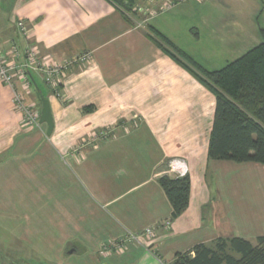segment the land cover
<instances>
[{
  "label": "crops",
  "instance_id": "1",
  "mask_svg": "<svg viewBox=\"0 0 264 264\" xmlns=\"http://www.w3.org/2000/svg\"><path fill=\"white\" fill-rule=\"evenodd\" d=\"M165 1L142 29L109 0H0L1 48L22 51L32 38L45 60L92 52L67 70L61 97L39 72L29 75L33 89L16 82L36 126L21 124L0 82V264H171L200 243L264 236V202L247 201L264 184V165L208 158L215 96L149 37L154 28L202 69L218 70L261 42L264 0ZM37 89L50 104V135ZM169 163L190 178L176 218L158 182L180 176ZM147 228L153 238L127 239Z\"/></svg>",
  "mask_w": 264,
  "mask_h": 264
},
{
  "label": "trees",
  "instance_id": "2",
  "mask_svg": "<svg viewBox=\"0 0 264 264\" xmlns=\"http://www.w3.org/2000/svg\"><path fill=\"white\" fill-rule=\"evenodd\" d=\"M149 31L156 45L215 96L208 158L264 165V27L259 29V44L214 71L202 69L154 28ZM158 182L171 203V218L178 217L189 202V176L162 175ZM255 241L253 244L238 236L218 238L215 248L197 244L192 256L189 252L176 253L171 264H264V236Z\"/></svg>",
  "mask_w": 264,
  "mask_h": 264
},
{
  "label": "built area",
  "instance_id": "3",
  "mask_svg": "<svg viewBox=\"0 0 264 264\" xmlns=\"http://www.w3.org/2000/svg\"><path fill=\"white\" fill-rule=\"evenodd\" d=\"M148 12H150V9ZM16 26L20 34L23 37L28 38L29 30L23 21H16ZM38 53L37 47L29 41L24 45L22 51L14 42L10 44L7 50L0 47V82L12 89L15 106L21 113L22 120L27 126L38 125V115L31 109V105L25 102L23 95L20 90H18L16 82L21 81L24 86H28L31 82L29 75L31 72L36 71L41 74L42 79L46 84L54 87V92L59 95L56 83L60 81V75L64 68V64H56L54 61L45 60L41 58ZM21 54L22 61H19L18 57ZM86 57V53L82 54L77 58H74L73 62L79 60L84 62ZM45 61L49 62L46 63ZM169 168L174 170L176 167L169 163ZM177 171L180 176L184 175V170ZM168 224L169 220L164 222V226H167ZM154 234L153 229L147 228L142 232L129 233L127 239L131 242H140L141 239L149 240L153 238ZM115 247V244L102 246L99 253L101 255H108Z\"/></svg>",
  "mask_w": 264,
  "mask_h": 264
},
{
  "label": "rangeland",
  "instance_id": "4",
  "mask_svg": "<svg viewBox=\"0 0 264 264\" xmlns=\"http://www.w3.org/2000/svg\"><path fill=\"white\" fill-rule=\"evenodd\" d=\"M113 6L118 9L121 14L124 16L125 20L127 21V23H129L130 25L132 26H137L139 28H147V18H148V10H152V13L155 11H159V9L161 8V6H163L164 4H167V2L165 0H154V1H151V0H109ZM173 1V0H172ZM153 4V5H152ZM151 7H154L153 9ZM156 8V9H155ZM154 10V11H153ZM18 21V20H17ZM23 23L26 25V27L28 28V25L24 22V20H22ZM29 32H30V27L28 28ZM29 42H31L33 45H35L37 47V50H38V54L39 56L41 57L40 53V47H39V44L37 43L36 40H33L32 38L29 39ZM87 55L86 59L84 62L82 61H75L73 62L74 58H77L78 56L82 55V54H85ZM42 58V57H41ZM45 59V58H43ZM92 59V52L91 51H84L80 54H77V56H71L69 58H66L62 61H59L57 59H52L51 58V61H54L56 64L58 63H61V64H64V68H63V71H62V74L60 75V81L56 83V88H57V91L59 93V95H57L55 92H54V87L46 84L44 81V83L50 88V92L53 93L55 96L57 97H61V91L63 89V86L65 84V80H66V75L65 73L67 72V70H69L70 68H72L74 66L75 63H78V64H85L87 62H89L90 60ZM46 60H49L50 59H46ZM49 61H45L46 63H48ZM28 88H34V86L32 85V82L29 83V85L27 86ZM31 109L36 113L37 111L35 110L34 108V105L32 104L31 105ZM87 109H91V106H88L87 108H85V110ZM21 124L23 126H27L24 121L22 120L21 118ZM107 132H108V129H107ZM108 134V133H107ZM90 136L88 138H85V140L83 139V143L84 142H87V141H90L92 142L95 138H96V132L94 134H89ZM88 136V135H87ZM106 136V134L104 135ZM79 150V149H77ZM264 184L261 183V186L259 187H252V192H255L254 193V196H252L250 199H248V204L250 203L252 206L255 205L256 202L258 203H261V202H264ZM258 188V189H257ZM260 199V200H259ZM0 200H2V197L0 198ZM1 202V201H0ZM5 214L4 213H1L0 212V217H1V220H3ZM101 247H99V250H98V254L100 257H106L107 255H101L99 253ZM124 249V248H123ZM121 249V250H123ZM120 250V251H121ZM111 253H113L111 251ZM110 253V254H111ZM109 255V254H108Z\"/></svg>",
  "mask_w": 264,
  "mask_h": 264
},
{
  "label": "water",
  "instance_id": "5",
  "mask_svg": "<svg viewBox=\"0 0 264 264\" xmlns=\"http://www.w3.org/2000/svg\"><path fill=\"white\" fill-rule=\"evenodd\" d=\"M38 93L41 98V113H40L39 123H45L47 125L46 134L50 135L53 130V119L51 115L50 104L48 99L45 96H43V94L39 90Z\"/></svg>",
  "mask_w": 264,
  "mask_h": 264
}]
</instances>
